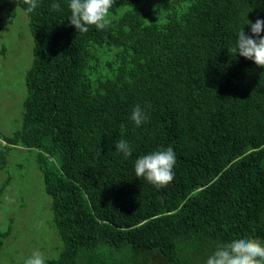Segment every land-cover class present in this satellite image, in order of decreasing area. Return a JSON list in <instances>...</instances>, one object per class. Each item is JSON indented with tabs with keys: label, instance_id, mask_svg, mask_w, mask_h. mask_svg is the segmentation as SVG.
<instances>
[{
	"label": "trees",
	"instance_id": "obj_1",
	"mask_svg": "<svg viewBox=\"0 0 264 264\" xmlns=\"http://www.w3.org/2000/svg\"><path fill=\"white\" fill-rule=\"evenodd\" d=\"M52 2L26 13L0 0V20L24 10L33 38L0 171L11 148L34 150L61 241L46 264H205L218 243L264 241V68L231 51L264 20V0H114L111 24L86 33L69 23V0L59 12ZM167 147L172 182L136 177L138 157Z\"/></svg>",
	"mask_w": 264,
	"mask_h": 264
},
{
	"label": "rangeland",
	"instance_id": "obj_2",
	"mask_svg": "<svg viewBox=\"0 0 264 264\" xmlns=\"http://www.w3.org/2000/svg\"><path fill=\"white\" fill-rule=\"evenodd\" d=\"M32 48L26 13L17 8L11 19L5 7L0 20V130L4 134L21 126ZM7 177L0 201V230L8 226L11 230L0 247V264H23L36 250L43 254L46 264V259L57 256L61 241L51 223L50 196L44 189L34 150L11 148L6 167L0 171V182Z\"/></svg>",
	"mask_w": 264,
	"mask_h": 264
},
{
	"label": "clouds",
	"instance_id": "obj_3",
	"mask_svg": "<svg viewBox=\"0 0 264 264\" xmlns=\"http://www.w3.org/2000/svg\"><path fill=\"white\" fill-rule=\"evenodd\" d=\"M23 3L27 5L26 13H32L39 6V0H23ZM113 3L114 0H69V23L81 33L88 32L90 26L104 30L111 24L110 9ZM51 9L61 11L58 0H53ZM247 24H250L251 35H247L242 28L237 34V46L231 51L264 68V36L261 35L264 31V20L256 19L254 23L248 21ZM130 119L136 126H140L147 116L137 105L132 109ZM115 147L126 158L132 155L133 149L126 140H119ZM175 164V152L172 147H167L138 157L134 171L136 177H143L159 189L173 181ZM23 264H45V258L36 250ZM205 264H264V241L257 238H239L228 243H218Z\"/></svg>",
	"mask_w": 264,
	"mask_h": 264
}]
</instances>
